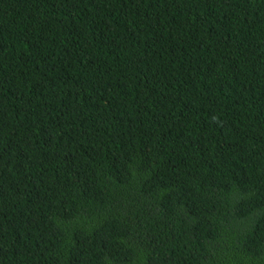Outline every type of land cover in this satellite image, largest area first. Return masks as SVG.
Returning a JSON list of instances; mask_svg holds the SVG:
<instances>
[{
  "label": "trees",
  "instance_id": "trees-1",
  "mask_svg": "<svg viewBox=\"0 0 264 264\" xmlns=\"http://www.w3.org/2000/svg\"><path fill=\"white\" fill-rule=\"evenodd\" d=\"M0 264H264V0H0Z\"/></svg>",
  "mask_w": 264,
  "mask_h": 264
}]
</instances>
